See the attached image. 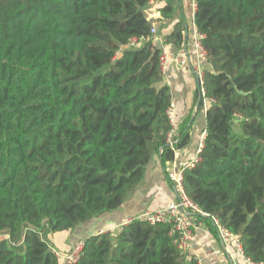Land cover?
I'll use <instances>...</instances> for the list:
<instances>
[{
	"label": "trees",
	"instance_id": "obj_1",
	"mask_svg": "<svg viewBox=\"0 0 264 264\" xmlns=\"http://www.w3.org/2000/svg\"><path fill=\"white\" fill-rule=\"evenodd\" d=\"M184 2L0 0V264H63L55 234L120 209L155 154L166 165L189 144L190 117L167 143L172 94L150 15L159 3L166 44L182 49ZM194 3L213 103L184 188L214 237L217 220L264 263V0ZM169 233L134 221L85 239L77 264H199Z\"/></svg>",
	"mask_w": 264,
	"mask_h": 264
},
{
	"label": "crops",
	"instance_id": "obj_2",
	"mask_svg": "<svg viewBox=\"0 0 264 264\" xmlns=\"http://www.w3.org/2000/svg\"><path fill=\"white\" fill-rule=\"evenodd\" d=\"M159 5V3H154L151 7L152 10H150L153 24L159 23V12L157 10ZM187 12V15L190 16L191 9L188 8ZM176 22L177 20H175ZM192 23L193 10L189 23L190 35L188 43L184 48L178 49L163 42L165 37L173 31L174 24L160 29L157 46L166 48L169 55L172 56L176 54H189V52H192ZM189 59L192 66L196 62V58L190 53ZM191 66H179L170 61L163 71L165 84L171 89L172 105H174L173 118L177 133L180 132L182 124L190 117L189 133L191 139L189 144L182 149H178L175 152V160L168 162L166 165L161 159V154H155L146 170L143 183L128 201L117 211L105 214L79 227L73 232L75 237L70 238L71 244L77 240H85L91 236L99 235L101 232L116 234L119 232L118 229L128 219L147 211L153 212L166 209L174 202L176 194L174 186L168 178L167 169L173 164L180 165L183 162L193 160L200 147L201 136L206 130V114L204 111L196 110V105L194 104L197 82ZM70 234H55V238L59 236L67 237ZM195 234L196 241L188 251V257L197 260L199 264H248L238 255L234 245H225L220 238L214 237L204 224L200 226V229ZM53 243L56 246L57 242L55 240ZM69 248L70 246H68L67 242H64L63 246H60L59 249L62 252H66Z\"/></svg>",
	"mask_w": 264,
	"mask_h": 264
},
{
	"label": "built area",
	"instance_id": "obj_3",
	"mask_svg": "<svg viewBox=\"0 0 264 264\" xmlns=\"http://www.w3.org/2000/svg\"><path fill=\"white\" fill-rule=\"evenodd\" d=\"M192 10L193 14H195V3L193 4ZM192 24V52H189V54L192 53L195 56L196 62L191 66L189 54H176L175 56H172L169 55L166 48H162V53L160 56L161 69L163 72L170 61L179 66H191L194 77L196 78L197 87L200 89V96L202 101V108L200 109L199 106H196V110L200 109L201 112L204 111V113L207 114L209 105L213 103V100L209 99V97L207 96L205 88V74L207 66L209 65V61L207 52L202 44L204 36L198 32L194 21ZM158 36L159 35L156 30V25L154 24L151 30V39L154 46H157V42L159 41ZM163 42L166 43V40L164 39ZM173 110L174 105H171L168 110V117L170 120V124L172 125V131L167 136V143L172 149H174V146L177 143L175 137L178 134L176 132L177 128L175 127V120L173 118ZM205 138L206 132H204L201 136V144L197 151V155L193 160L183 162L180 165L173 164L169 169H167L168 178L173 184L176 194L174 202L166 209L153 212L147 211L141 215L128 219L118 229L119 232L123 229L124 226H127L134 221H143L151 225L168 224L170 225L169 235L173 238L174 244L183 253H188L191 246L196 241L195 233L203 224L202 222L198 221V217H208V215L204 213L203 210L188 196L184 188V172L187 169L193 168L200 161V154L202 153V150L204 148ZM215 225L218 229L219 238L225 245H234L238 255L248 264H257L252 263L251 260L245 256L241 244L238 241H233L232 234L225 227H223L219 223V221L215 220ZM107 233L109 232H101L99 235ZM84 249L85 241L82 240L75 243L71 250L66 253V255H59L58 253L56 255L62 260L63 264H77L84 255Z\"/></svg>",
	"mask_w": 264,
	"mask_h": 264
},
{
	"label": "rangeland",
	"instance_id": "obj_4",
	"mask_svg": "<svg viewBox=\"0 0 264 264\" xmlns=\"http://www.w3.org/2000/svg\"><path fill=\"white\" fill-rule=\"evenodd\" d=\"M185 2H184V6H186V8L188 9V7L191 9V14H190V16H189V21H191V18H192V8H193V4H194V0H184ZM188 11V10H187ZM186 11V12H187ZM190 11V10H189ZM188 13V12H187ZM156 25V30H157V32L159 33L160 32V29H161V27H160V25H159V23L158 24H155ZM75 237V235L73 234V233H71L69 236H67V237H64V236H59V237H57V238H55V235L52 237V240L54 241H56L57 243H56V248L53 250V252H55V255L58 253L59 255H66V253H68L70 250H71V248L73 247V245L75 244V243H77L78 241H82V240H77V241H74L72 244H71V239L70 238H74ZM64 242H67V244H68V246H70V248L68 249V251H66V252H62L59 248H60V246L62 247L63 246V244H64ZM57 244H59V245H57ZM57 256V255H56Z\"/></svg>",
	"mask_w": 264,
	"mask_h": 264
}]
</instances>
